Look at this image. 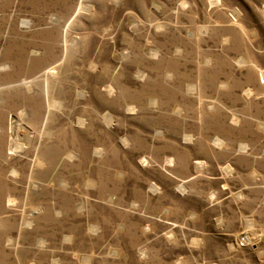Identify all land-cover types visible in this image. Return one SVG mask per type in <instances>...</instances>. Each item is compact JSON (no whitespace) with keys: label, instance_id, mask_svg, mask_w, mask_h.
I'll return each instance as SVG.
<instances>
[{"label":"rangeland","instance_id":"374dc122","mask_svg":"<svg viewBox=\"0 0 264 264\" xmlns=\"http://www.w3.org/2000/svg\"><path fill=\"white\" fill-rule=\"evenodd\" d=\"M80 2L0 0V118L9 124L18 110L27 109L31 98L41 101L44 114L47 101L56 98L61 106L48 120L53 137L47 139L43 157L54 159L65 152L58 147L63 145V150H74L80 158V149L91 144L83 164L63 172L61 166L51 167L34 183L20 176L14 179L10 173L13 168H29L34 151L27 155L23 150L16 154L6 150L0 155V190L9 195L8 185L19 187L18 205H8L6 198L2 201L6 219L0 226V264H264V154L217 148L214 154L205 146L206 152L200 146V130L216 131L217 123L200 116L199 93H188L187 86L198 82L199 92L213 98L216 120L227 116L226 122L234 126L229 118L237 113L243 119L264 121V113L257 112L264 99L260 77L264 0H85L86 10L68 31L78 48L70 47L61 63L66 28ZM205 26L208 32L202 34ZM240 56L253 64L261 86L251 99L241 95L248 83L238 88L240 98L232 94L235 80L244 81L247 71L237 63ZM214 75L218 81L210 88ZM36 77L39 82L32 91L16 83ZM157 80L167 86L184 81L179 102L188 106L182 92L190 94L195 114L185 120L175 118L188 128L192 124L194 142L187 143L183 135L171 141L167 132L157 136L148 125L160 110L153 94ZM223 80L230 81L227 88H220ZM112 81L119 84L122 105L139 99L150 104L153 114L125 113L122 105L116 109L104 90ZM80 89L85 97H77ZM174 106L180 104L173 102ZM95 110L115 111L116 123L109 127L99 117L91 122ZM82 116L88 119L84 126L77 123ZM26 119L31 127L41 128L43 117L37 123ZM234 127L233 136L222 131L219 135L233 143L245 139ZM255 131L246 139L256 140L260 152L264 132ZM125 136L131 138L128 146L123 144ZM97 146L104 148L101 155L95 153ZM169 157H175V163L164 167L162 162ZM197 159L207 162L201 172L195 167ZM227 165L235 169L233 175L222 170ZM64 180L70 182L64 190L72 197L78 217L46 221L43 213H35L33 226L20 231L11 217L18 220L23 215L25 189L32 187L34 192L29 214L46 207L39 198L49 197L46 191L60 190ZM153 184L159 187L156 191ZM76 218L82 222L79 234L68 229ZM9 236L15 245L6 243ZM65 236L72 241H63ZM44 240L46 247L40 246Z\"/></svg>","mask_w":264,"mask_h":264},{"label":"bare ground","instance_id":"6f19581e","mask_svg":"<svg viewBox=\"0 0 264 264\" xmlns=\"http://www.w3.org/2000/svg\"><path fill=\"white\" fill-rule=\"evenodd\" d=\"M2 4H4V3H2ZM86 6L87 5L85 4V0H81L74 16L71 18V20L69 21V24L67 25L66 38H65L66 53L64 55V58L61 60V63L64 62V60L66 59V56L68 55V53L70 51V47H71V49L72 48H78V44L75 42H72L68 38V31H69V28H70L72 21L78 15L82 14L86 10ZM162 28H163V26H162ZM207 32H208L207 26L202 27L201 33L203 34V33H207ZM193 34H196V33H193ZM227 39L228 38L226 37L225 40H227ZM40 53H41V51H40ZM36 54H37V52H36ZM207 61L209 64L210 59H208ZM237 63L240 66H246L247 71L244 75V81H240V79L235 80V88L232 90V94L234 95V97L236 99L240 98V94L238 93V90H239L238 88L241 86L242 82L248 83V85L250 84V86L243 88L241 95H243L246 99H251L253 96H255L258 93L257 88H259V87L261 88L260 85L259 86L257 85V77L253 71V64L245 56H240L237 59ZM50 69L51 68H49L47 71H50ZM51 71H53V69ZM260 77H261V79H263V82H264V69L260 70ZM217 81H218V76L214 75L211 79L209 87L214 88ZM38 82H39L38 77H36V78H31V79H23L20 82H16V83H21L28 89V91H32V89L34 88L35 85L38 84ZM229 82H226L224 80L219 82L220 88H227L229 86ZM183 84H184V81H182V82L179 81L178 83H174V85H172V86H167L159 80H157L154 83V87H153V90H154L153 94L155 95L154 103L156 105L160 104V107H159L160 110H159V113L157 115H154L151 112V109L149 107L150 104L149 105L145 104L144 102H142L139 99H135L131 102H125V103H123L124 105H122V103L118 99V92H117L118 90L117 89L119 88V84L116 81H112L111 83L106 84L104 86V90H106L107 94L110 96L109 100L114 101V103L116 102L114 104L116 109L120 110L121 105H122V110H124L125 113L135 114L136 112L139 111L141 113L148 114L149 116H147V117H150V114H153L152 115L153 119L152 120L150 119L151 121L149 120L150 123L148 125L155 130L154 133L157 136H165V134L167 132L171 136V139H173L171 141H174L175 139L178 138L179 135H183L184 141H186L187 143H192L197 138L192 124L189 125L190 127L188 128L187 126H183L180 123V121L177 119V118H182L185 120L188 116H192V113L194 112L193 111V105H194L195 101L191 97H189L190 94L189 95L187 94L188 95L187 96L186 94H184L182 92V94L185 96L184 99H186L190 103L188 106H183V104L181 102H179V98H183V96H181L179 94V91H182ZM196 84H192V83L190 85L187 84L188 93H195V92L199 93V94H197V96H198L197 99H198V104H199L198 107L200 108V116L205 114L204 118L206 117V121H210L212 119H215V121L217 123L216 126L218 128L216 131L214 129L200 130V136L202 139V141H200V146L206 152H208V150L206 149V147H207L214 154L216 152L215 151L216 148L221 149V150H226L228 152H231L233 150L235 152H244V153H248V154H254V156L257 154H261V153L264 154V148L261 149L260 152H258V150L255 146L256 140L249 139L252 142V143H250V141L248 139H246L252 134V132L254 130L264 132V121L256 120L253 118L243 119V118H241V116L239 114L232 113V115L230 116L229 119L231 120L232 124L237 127L236 130L238 132L243 133V136L245 137V139H242V140L237 141L235 143L227 141L226 139L221 137L219 135V133L221 134V131L222 132H229V134L230 135L232 134V136H233L235 134V127L232 125H229L228 122H226L227 116L221 115V116H219L218 120H216L217 119V116H215L216 106L212 100L213 98L210 95H208L206 91H205V95H202L200 93L201 91L199 92L200 88ZM44 86H45L46 92L49 93L50 82H49L48 78L45 79V85ZM170 87H172V88H170ZM130 93H131V91H130ZM85 95H86L85 91L80 89L77 97H85ZM53 97H55V96H53ZM92 97H93V94H92ZM174 97H176V98H174ZM188 98H190V99H188ZM214 100H215V98H214ZM47 102L48 103H47L46 111L44 114L42 113L43 106L41 104V101L38 98H36V99L31 98L25 104L27 106V109H29V110H27L26 108L18 110V113L15 116L11 117V119H9V124H5V120L3 117L0 118L1 119L0 120V155H3L6 152V150L7 151L9 150L10 151L9 153H11V154H16L20 150H23L25 152V154H27V155L31 154L34 151V155L32 157V160L29 162V168L28 167H25V168L22 167L20 171L18 170V168L17 169L16 168L11 169L10 173L12 176H14V179H18V177L20 176V177H23L25 180H27L26 182L34 183V182H36L37 178L42 179L43 178L42 173L48 171V169H51V167H54V166L60 167L61 166L60 167L61 171L65 170V169L69 170V166L81 165L86 160L88 148H89V146L91 147V144L89 142L84 144V146L80 149V153H81L80 158L78 157V154L74 150H70V149L63 150V145H58V147L62 151H65V152L59 153L54 159H52V158L56 154V151H57L56 148H55V151L53 152V155L51 158L52 160L49 161L48 159L44 158L45 156L43 157V152L50 142V140H47V139L53 137L52 133H51L52 131L47 129L48 128V126H47L48 120H49L51 114L53 113V110L55 108H58L59 106H61L60 101L56 98L50 99ZM173 102L179 103L180 106H178V107L174 106L173 107ZM261 106H263V108L260 107L257 110L258 113H264V99L262 101ZM189 108H192V110H189ZM169 110L171 112H169ZM95 111H97L95 116L90 115L91 122L93 121V123H94L95 121H97V118L99 117L109 127H112L116 123V114L117 113L115 111L106 110L103 113L99 112L98 110H95ZM189 113H191V114H189ZM194 114H195V112H194ZM42 117H43L42 124H41L42 126L40 125L41 126L40 129L39 128L35 129V128L31 127V125L28 124L26 121L27 120L26 118H28V119L30 118L31 121L37 123L38 119H41ZM175 117H177V118H175ZM87 120H88L87 118L82 116V117L78 118L77 123L80 126H84L87 124ZM203 120L204 119L201 117L200 126L203 125V123H202ZM184 122H187V121H184ZM245 123H248L247 126L242 129L243 131H240L242 126ZM223 124H226V125L222 126ZM201 128H202V126H201ZM188 129L193 130V131H190ZM249 129H252V131H249ZM91 130H92V127H91ZM23 132H26V133L23 134ZM213 133H217V134H213ZM122 139H123L124 145L128 146L130 144V140H131L130 137L125 136ZM35 142L37 143L36 145H35ZM50 145H52V144H50ZM103 150H104L103 147L97 146V149H95V153L101 155L103 153ZM175 159H176L175 157H169V158L165 159L164 162H162V164L164 167H166L168 165H172L173 163H175ZM148 162H149L148 160H145V164H147ZM188 162H189V156L186 155V163H188ZM27 164H28L27 162H24V165H27ZM206 166H207V162H205V161H202L200 159H197L195 161V167H196L198 172L203 171V169ZM221 168L229 176L233 175L234 170H235L231 165L221 166ZM61 185H62V187L58 191H53L51 193L46 191V194H48L49 197H47L45 195L44 198H41V197L39 198V200L43 199L47 202L46 207L42 208L39 206L38 210L36 212L30 211L29 214H26L28 202H30V199H31L30 195L34 194V192H33L32 187H28L27 190L25 189V202L23 203V208H22L23 213H21L23 215L20 218H18V220H17V217H15V216L11 217L12 222H14V224H18V228L21 229L20 231H22L24 228H31L33 226L34 223L32 221V216L35 213H39V214L43 213L45 215L46 221L50 220L51 217L53 218L55 216L64 218L67 215H72V216L78 215V213H76L74 208L72 207V204H71L72 197L69 194L65 193V190H68L70 188V182L67 180L66 181L64 180V183ZM90 185H93V184H90ZM7 187H8L7 188L8 193L10 192L9 195H6L4 189L0 190V206H1L0 207V226L4 225V221L6 219V217L3 216V213L5 211V209H3V206H2L3 199L6 198V202L10 206H15V205H18V203H19V198H17L15 196L16 195L15 193H17L19 191L18 185L16 184L17 188L12 187L11 185H8ZM151 187L154 191H156L159 188V187L157 188L154 184ZM182 188H181L182 191L185 192L186 190L184 189V187H182ZM47 198H50V199L47 200ZM33 200H35V199H33ZM76 217H78V216H76ZM81 227H82V222L80 221V219L76 218L73 221V224L68 229L73 228L75 230L76 234H79L81 231ZM72 238L70 236L69 237L65 236L64 240L63 239L62 240L69 243L72 241ZM6 243L9 245H12V244L15 245L16 244L15 239L12 236L7 237ZM4 244H5V242H4ZM47 245H48L47 240L46 241L44 240L40 243V246H42V247H46ZM54 262H55V264H58V262L57 263H56V261H54Z\"/></svg>","mask_w":264,"mask_h":264}]
</instances>
